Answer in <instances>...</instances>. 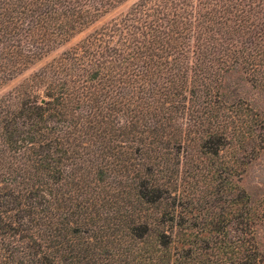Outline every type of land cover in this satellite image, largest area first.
<instances>
[{
    "label": "trees",
    "instance_id": "obj_1",
    "mask_svg": "<svg viewBox=\"0 0 264 264\" xmlns=\"http://www.w3.org/2000/svg\"><path fill=\"white\" fill-rule=\"evenodd\" d=\"M127 1L0 0V86L89 31L0 98V264H108L109 237L155 264H264L232 178L264 123L225 86L264 88V0H140L94 28ZM194 164L226 197L199 230Z\"/></svg>",
    "mask_w": 264,
    "mask_h": 264
},
{
    "label": "rangeland",
    "instance_id": "obj_2",
    "mask_svg": "<svg viewBox=\"0 0 264 264\" xmlns=\"http://www.w3.org/2000/svg\"><path fill=\"white\" fill-rule=\"evenodd\" d=\"M140 0H128L117 10L107 15L97 23L94 28L102 26L104 23L109 21L111 18L125 12L130 6L137 3ZM89 33V31L87 32ZM86 33V34H87ZM80 35L71 41L67 46L59 49L52 53L49 57L44 58L40 63L35 66L29 67L25 70L22 75L17 78L7 81L1 84L0 98L4 94L17 88L25 79L27 80L35 71L42 66L49 63L53 58L58 57L66 47H70L77 43L83 36ZM226 91L232 98L241 100L248 106H250L256 114L259 115L258 119L264 123V88L254 86L250 84L245 75L233 74L226 81ZM264 134V131H263ZM262 135V134H261ZM249 151L251 150L248 148ZM253 151L246 157L240 155L239 162L236 164V168L233 171V179L235 184L244 188L250 195L253 203L264 215V144L259 143L257 146L254 145ZM227 159L236 158V155L232 152L224 154ZM223 157V158H224ZM222 160L212 159L211 161L206 160L207 167L220 164ZM198 164H194L192 169L182 168L181 169V202L183 208L190 213V216L194 219L198 230L202 228L204 219L208 218V214L211 213L212 208L218 207L216 211L218 214L221 213V208L224 207L226 197L222 193H216L217 190L222 188L223 178H217L213 182H210L206 177L199 174L197 170ZM200 169L203 167H199ZM221 169V165H220ZM183 173V174H182ZM222 201V202H221ZM108 235V234H107ZM111 235V233H109ZM112 236V235H111ZM259 244L261 249L264 251V221L262 226L259 228ZM110 241L113 242L114 247L111 250H105L100 253L102 257H105L108 264H155L151 260L157 254L156 244L144 242L139 243H126L123 246H118L119 243L113 241L109 237ZM109 241V242H110ZM144 241V240H142ZM124 241L122 242V244ZM141 243V244H140ZM110 244V243H109ZM111 245V244H110ZM154 254V256H153ZM150 260V261H149Z\"/></svg>",
    "mask_w": 264,
    "mask_h": 264
}]
</instances>
